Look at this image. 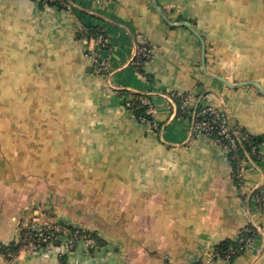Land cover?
<instances>
[{"label": "crops", "instance_id": "crops-1", "mask_svg": "<svg viewBox=\"0 0 264 264\" xmlns=\"http://www.w3.org/2000/svg\"><path fill=\"white\" fill-rule=\"evenodd\" d=\"M59 1L0 0V243L19 244L0 264H205L247 229L249 244L211 264H264L254 196L264 193V94L205 74L198 36L151 0ZM156 1L203 38L207 71L264 87V0ZM88 26L105 41L77 35ZM142 44L149 57L135 66ZM92 54L106 60L104 74ZM187 93L189 110L217 107L257 151L231 164L194 134L181 112ZM138 97L152 103V127L131 107ZM32 219L80 227L100 244L68 249L61 237L26 249Z\"/></svg>", "mask_w": 264, "mask_h": 264}, {"label": "built area", "instance_id": "built-area-1", "mask_svg": "<svg viewBox=\"0 0 264 264\" xmlns=\"http://www.w3.org/2000/svg\"><path fill=\"white\" fill-rule=\"evenodd\" d=\"M85 33H87V28L81 27ZM86 39L96 38L100 41H105V38L101 32L95 34L84 35ZM149 57V49L146 45L142 44L138 53L135 55V58L132 60L135 66L140 64L142 58ZM90 58L95 66V69L98 74L102 75L108 70V65L106 60L101 59L98 55L92 54ZM140 101V104L146 106L144 114H141L139 119L142 123L148 127L154 125L152 112L153 106L151 101L146 97L134 98ZM132 99V101H134ZM191 102V94L187 93L183 96L181 101V112L190 116L191 125L196 135H206L215 141L219 146L220 151L227 160L233 164L234 161H241L243 156L240 152L243 151V154L247 152L244 148L245 143H249V151L255 153L257 148L254 143L250 141V134L243 130L238 125H231L229 119L224 115L217 107L211 104H203L198 107L195 111L189 110V104ZM132 103V102H131ZM239 165H236L234 173L237 178V184L239 190L243 188V183L241 179L243 178V173ZM258 206L264 212V193H256L255 195ZM249 230L247 229V235L240 237L238 240L242 242V245H247L253 240V234H248ZM21 246L28 249L33 247L38 248H47L52 246L55 241L60 240L61 237L65 238L67 248H73L77 241L81 240L87 250H93L99 246L100 242L96 234L91 233L88 230L82 229L80 227H71L65 224H46L43 222L35 221L29 226L26 225L25 232L21 236ZM237 249L233 245H228V247L222 251H213L209 254L206 259L205 264H211L213 258L218 255H222L225 258L231 257ZM13 251H6V256H13Z\"/></svg>", "mask_w": 264, "mask_h": 264}, {"label": "trees", "instance_id": "trees-1", "mask_svg": "<svg viewBox=\"0 0 264 264\" xmlns=\"http://www.w3.org/2000/svg\"><path fill=\"white\" fill-rule=\"evenodd\" d=\"M40 1V4L43 5V4H49V5H56V6H59V7H64V3L60 2L59 0H39ZM97 32H101L102 33V29H100L99 27H96V26H88L87 27V33L84 32V30L82 28H80L77 32V35L79 37H83L84 35H90V34H95ZM144 58L141 59V61L143 60ZM176 101H177V104H178V107H179V103H180V99L176 97ZM133 109H134V113L135 115L137 116V118L140 117L141 114H144L145 112V108L146 106L140 104V101L138 99H134V101H132V106H131ZM250 141L252 143H257V138L253 137V136H250ZM249 143H245L244 144V148L246 150H249ZM241 156H243V151L240 152ZM23 232V231H22ZM243 236H246L247 235V231H244L242 233ZM242 244V242H236V241H232V240H226L220 244H218L216 250H218V252L222 253V251H224L228 245H233L237 250L239 249L240 245ZM18 247H19V244H3V243H0V254H3L4 256L6 255V251H13V252H16L18 250ZM193 264H204L202 263L201 261L199 262H194Z\"/></svg>", "mask_w": 264, "mask_h": 264}, {"label": "water", "instance_id": "water-1", "mask_svg": "<svg viewBox=\"0 0 264 264\" xmlns=\"http://www.w3.org/2000/svg\"><path fill=\"white\" fill-rule=\"evenodd\" d=\"M151 2L153 3L155 9L157 10V12L160 14V16L168 23L171 25H185L188 28H190V30L192 32H194L198 38L201 41L202 44V58H201V66L203 71L205 72V74H207L208 76H212L214 78H217L219 80H221L222 82H224L226 85L230 86V87H237V86H241V85H252L254 87H256L261 93L264 94V87L257 81L252 80V79H246L243 80L241 82L238 83H230L224 76L222 75H217V74H212L209 71H207L206 67H205V43L203 38L200 36V34L191 26V24L188 21H180V22H172L170 21L164 14L163 10L161 9V7L159 6V4L157 3L156 0H151Z\"/></svg>", "mask_w": 264, "mask_h": 264}, {"label": "rangeland", "instance_id": "rangeland-1", "mask_svg": "<svg viewBox=\"0 0 264 264\" xmlns=\"http://www.w3.org/2000/svg\"><path fill=\"white\" fill-rule=\"evenodd\" d=\"M35 221H36L35 219H32V220L29 221V223H28L27 225L29 226L30 224H33ZM53 224H62V225H63V223L60 222V221H59V222L56 221V222H54ZM24 232H25V228L23 229L22 234H23Z\"/></svg>", "mask_w": 264, "mask_h": 264}]
</instances>
